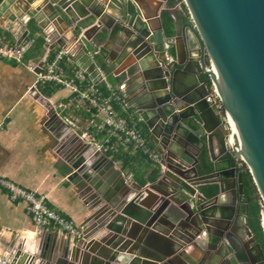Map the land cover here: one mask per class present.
<instances>
[{
    "label": "water",
    "instance_id": "obj_1",
    "mask_svg": "<svg viewBox=\"0 0 264 264\" xmlns=\"http://www.w3.org/2000/svg\"><path fill=\"white\" fill-rule=\"evenodd\" d=\"M145 3L148 0H0V23L6 21L14 28L17 44L25 50L40 39L41 29L47 37L45 47L69 49L96 84L108 79L112 65L120 68L114 72L123 75L119 89L125 100L132 96L134 113L162 157L161 177L143 186L131 167L123 169L96 143L78 134L85 145L71 160L74 171L69 179L78 174L88 177V166H96L86 156L95 151L96 158L108 160L105 169L111 185L121 192L120 199L111 201L106 188L93 192L89 230L82 238L66 233L70 238L64 249L71 254L54 258L55 239L61 232L54 230L45 237L43 251L32 254L28 264H63L68 256L74 257L68 264H177L181 257L188 264H202L188 256L186 245L218 250L225 260L234 257L240 264L245 262L246 248L250 264H264L262 246L248 225L250 196L238 170L242 156L264 203V0H185L197 30L186 23L170 36L162 26H154L155 15L144 12ZM116 39L119 62L100 64V57L106 58L104 48ZM202 46L208 52L202 60L189 53L198 47L200 56ZM211 61L217 73L205 77L214 81L233 121L237 150L226 144L222 112L209 100L202 78ZM194 75L197 81L191 82ZM138 77L139 89H127ZM54 117L65 121L56 109ZM214 138L220 150L218 156L210 153L213 163L191 164L189 146L201 152L211 147ZM229 152L237 165L230 157L218 159ZM215 182L220 184L218 195L206 197L201 186ZM221 193L226 200H221ZM102 200L108 210L96 208ZM133 205L147 217L135 216L129 209ZM166 219L171 221L169 227L162 228ZM66 234L61 232L63 237ZM145 237L157 239L164 246L162 253H146Z\"/></svg>",
    "mask_w": 264,
    "mask_h": 264
},
{
    "label": "crops",
    "instance_id": "obj_2",
    "mask_svg": "<svg viewBox=\"0 0 264 264\" xmlns=\"http://www.w3.org/2000/svg\"><path fill=\"white\" fill-rule=\"evenodd\" d=\"M146 4L144 12L149 15H155L152 18L155 21L154 26H162L167 36L180 32L184 24L190 23V13L183 0H148L147 6ZM9 25L6 21L0 23V35L10 44H17L19 36L13 33L14 28L11 29ZM38 31L41 34L39 40H42V43L40 42L39 46L32 51V55L29 53V49L33 45L26 50V58L39 57L38 60H40L43 56L51 57L62 49V47L57 46L54 50H49L45 47L47 37L41 29H38ZM66 41L69 42V37H66ZM35 42L33 43L34 45ZM104 49L106 58L100 57V64L104 63V61L119 62L117 39L109 42ZM197 51L198 47H194L189 50V53L193 54L195 58H199ZM64 66L66 73H68L67 75L70 74V67L79 68L74 58L67 60ZM119 70L120 68L112 65L110 72L106 73L108 79L101 81L99 84L102 83V85H109L119 89V84L122 82L120 78H123V75L114 74V72ZM190 79L191 82L197 81L195 75ZM140 80V77L135 79L127 89H136ZM137 89L139 88L137 87ZM71 95L69 88L61 85L43 84V82L36 84L35 74L26 66L15 61L0 59V176L12 179L19 185L45 194L49 205L53 209L73 220L77 225L84 226L86 230H89L91 226L89 216L91 214L90 206H93V192L106 188L105 193L108 192L113 202L116 199H120L121 192L116 190L109 182L111 176L108 170L105 169L108 160L103 159L102 156L96 158L95 151H91L86 156V160L89 162L93 161L96 166L94 168L92 163L88 166L91 171L88 177L78 174V176L69 179L74 171L70 165L72 163L71 160L78 158L85 145L78 134L81 136L83 132L89 131L87 122L89 115L86 110L72 111L61 107L62 103L70 100ZM126 98L128 99L125 100L127 109L125 115L139 119L132 107L134 104L131 99L132 96L129 95ZM55 109L61 118L65 120L64 122L59 117H54ZM65 117L70 118L73 123L67 121ZM140 125L143 132L148 135L146 125L142 121ZM100 138L101 135L95 132L91 138H86L85 141L95 143L99 142ZM100 142L102 143L103 141ZM189 147L191 155L193 154L194 157L191 160V164L195 163L196 166H199L201 162H207L208 165L212 164L210 153L213 152L214 155L218 156L220 150V144L216 138L213 139L211 147H206V150L203 149L201 152H197L194 145ZM106 154L116 159L123 169L128 166L131 167L134 177L143 186L155 183L161 177V164L149 160L147 156L133 145L125 149L121 148L119 152H108ZM226 157L228 156L223 155L218 159L222 160ZM238 167L241 166L239 165ZM99 170H101L100 173H98ZM238 170L240 169L238 168ZM96 176H98V180L95 178ZM201 187L203 194L208 198H213L220 191L219 182ZM98 196L102 197L101 194ZM219 196L226 200L225 197L227 196L224 193ZM154 201L152 203L156 204ZM102 203L96 208L99 210H108L110 208L105 200H102ZM129 209L135 216L140 218L147 217L135 205ZM244 218L245 216H243ZM86 222H88L87 225H85ZM170 222L169 219H166L165 222L160 223V226L168 228ZM54 230L53 228L48 230L38 228L27 214L25 205L21 202L11 201L6 191L0 188V260L6 256L9 264H28L32 254L37 251H43L45 237ZM68 235L66 234L63 237L61 232H59L56 236L53 251L54 258H62L63 254L66 253L71 254V252L64 249L66 247V238H70ZM145 239L147 241L145 246L147 248L146 253L151 256L162 253L164 246L159 244L157 239H147L146 237ZM100 240L102 239L100 238ZM207 250L201 251L191 245H186L188 256H191L194 260L199 258V261H196L197 263L240 264L234 257L231 258V262L228 259L225 260L218 250ZM243 252L245 262L242 264H250L251 259L246 248L243 249ZM90 255L94 257L93 253H90ZM66 260L71 262L74 257L71 259L68 256ZM67 262L63 264H68ZM179 263L188 264L187 260L182 257L177 259V264Z\"/></svg>",
    "mask_w": 264,
    "mask_h": 264
},
{
    "label": "built area",
    "instance_id": "obj_3",
    "mask_svg": "<svg viewBox=\"0 0 264 264\" xmlns=\"http://www.w3.org/2000/svg\"><path fill=\"white\" fill-rule=\"evenodd\" d=\"M183 2L185 3V0ZM190 24L193 29L197 30L191 14ZM25 53L26 50L23 46L10 44L0 35V59L15 61L28 67L35 74L36 84L43 82V84H56L69 88L72 93L70 100L62 103L61 107L72 111L85 110L86 107L89 115L87 121L89 131L83 132L81 134L82 138H91L93 133L96 132V134L101 135L100 141H103L102 143L100 141L95 142L101 151L105 153L119 152L121 148L125 149L133 145L135 148L141 149L149 160L160 164L162 157L152 145L149 136L143 132L140 125L141 120L125 115L127 111L126 103L120 89L109 85L106 88L101 87L99 84L94 83L86 71L80 67H70V74L67 75L64 65L67 60L73 58L69 49L62 48L53 56L48 57L45 55L38 61L26 60ZM207 55V49L202 46L200 60ZM42 61L43 65L41 66ZM203 71L208 77V72L217 73L212 61ZM205 81L209 90V100L216 103L222 112L228 132L226 144L237 150L235 147L236 141L234 140L236 130L230 121V116L223 109L217 86L211 78H207ZM232 154L234 155V153ZM238 161L239 165H246L242 156ZM0 188L6 191L11 201L21 202L25 205L27 214L41 230L53 228L63 233H70L76 238L85 236V227L77 225L73 220L53 209L49 205L45 194L19 185L14 180L2 176H0ZM0 264H9L8 257L2 258Z\"/></svg>",
    "mask_w": 264,
    "mask_h": 264
},
{
    "label": "trees",
    "instance_id": "obj_4",
    "mask_svg": "<svg viewBox=\"0 0 264 264\" xmlns=\"http://www.w3.org/2000/svg\"><path fill=\"white\" fill-rule=\"evenodd\" d=\"M40 42L42 43V40L35 42V45L33 44V47L29 49V53L31 55H32V51H34L36 47L39 46L38 44ZM99 85L103 88H106V86L102 85V83ZM139 151L142 153L141 149H139ZM227 156L231 158V162L233 165H237L236 158L231 152H229ZM239 169L243 173V183H244L245 192L250 196L248 225L251 231L253 232L256 242L261 244L262 249L264 251V225H263L264 203L260 196V193L258 192L257 186L254 182L253 176L250 173L248 167L246 165H243L239 167Z\"/></svg>",
    "mask_w": 264,
    "mask_h": 264
},
{
    "label": "rangeland",
    "instance_id": "obj_5",
    "mask_svg": "<svg viewBox=\"0 0 264 264\" xmlns=\"http://www.w3.org/2000/svg\"><path fill=\"white\" fill-rule=\"evenodd\" d=\"M39 59V57H37V58H27L26 60H30V61H37ZM28 68V67H27ZM203 75V74H202ZM205 76H207V75H203V78H205V79H207ZM206 82V81H205ZM224 109V108H223ZM85 110H87L86 109V107H85ZM66 118V120L68 121H71L72 122V120H70V118H68V117H65ZM73 123V122H72Z\"/></svg>",
    "mask_w": 264,
    "mask_h": 264
},
{
    "label": "clouds",
    "instance_id": "obj_6",
    "mask_svg": "<svg viewBox=\"0 0 264 264\" xmlns=\"http://www.w3.org/2000/svg\"><path fill=\"white\" fill-rule=\"evenodd\" d=\"M28 17H25V20L27 21ZM221 199L223 200V197H221ZM122 258V257H121Z\"/></svg>",
    "mask_w": 264,
    "mask_h": 264
},
{
    "label": "bare ground",
    "instance_id": "obj_7",
    "mask_svg": "<svg viewBox=\"0 0 264 264\" xmlns=\"http://www.w3.org/2000/svg\"><path fill=\"white\" fill-rule=\"evenodd\" d=\"M231 121V123L233 124V121L232 120H230ZM234 125V124H233Z\"/></svg>",
    "mask_w": 264,
    "mask_h": 264
}]
</instances>
